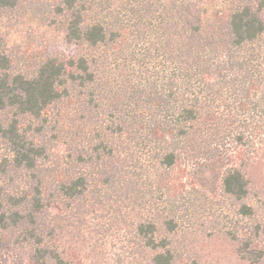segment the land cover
Returning a JSON list of instances; mask_svg holds the SVG:
<instances>
[{"label":"trees","instance_id":"16d2710c","mask_svg":"<svg viewBox=\"0 0 264 264\" xmlns=\"http://www.w3.org/2000/svg\"><path fill=\"white\" fill-rule=\"evenodd\" d=\"M15 11L68 50L0 30V255L99 264L109 237L117 264H198L173 233L203 219L262 260L264 0H0Z\"/></svg>","mask_w":264,"mask_h":264},{"label":"rangeland","instance_id":"374dc122","mask_svg":"<svg viewBox=\"0 0 264 264\" xmlns=\"http://www.w3.org/2000/svg\"><path fill=\"white\" fill-rule=\"evenodd\" d=\"M0 30L10 48L24 51L26 54L40 51L47 44L53 49L68 50L62 41L63 34L57 26H49L32 15H21L16 11L4 14L0 19ZM254 171L264 173L261 168H254ZM261 181L264 182V179ZM202 220H198L185 230H177L173 233V244L177 246L181 257L195 260L198 264H264V258L254 261L247 253L246 256L242 255L237 242L219 233H213L208 226L202 224ZM163 235L165 232L160 228L158 236ZM115 242L109 237L104 239L96 237L90 241L92 245L101 246L99 264H117L114 253L119 248V243ZM258 244L260 245L258 248L264 250V244ZM84 262L89 263V259L84 258ZM0 264H24V262L16 251L11 250L0 255Z\"/></svg>","mask_w":264,"mask_h":264}]
</instances>
